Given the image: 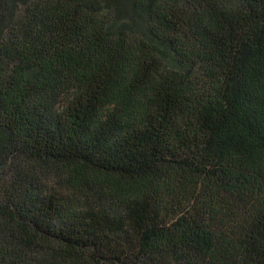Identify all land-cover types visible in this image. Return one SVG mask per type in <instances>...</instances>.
<instances>
[{"label":"trees","instance_id":"trees-1","mask_svg":"<svg viewBox=\"0 0 264 264\" xmlns=\"http://www.w3.org/2000/svg\"><path fill=\"white\" fill-rule=\"evenodd\" d=\"M0 264H264V0H0Z\"/></svg>","mask_w":264,"mask_h":264}]
</instances>
